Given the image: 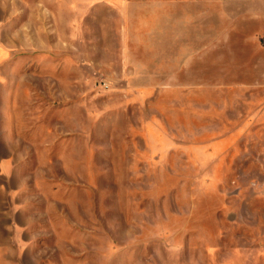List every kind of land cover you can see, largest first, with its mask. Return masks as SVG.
I'll use <instances>...</instances> for the list:
<instances>
[{
	"label": "rangeland",
	"instance_id": "obj_1",
	"mask_svg": "<svg viewBox=\"0 0 264 264\" xmlns=\"http://www.w3.org/2000/svg\"><path fill=\"white\" fill-rule=\"evenodd\" d=\"M118 4L0 0V264H264L258 55L182 68Z\"/></svg>",
	"mask_w": 264,
	"mask_h": 264
},
{
	"label": "crops",
	"instance_id": "obj_2",
	"mask_svg": "<svg viewBox=\"0 0 264 264\" xmlns=\"http://www.w3.org/2000/svg\"><path fill=\"white\" fill-rule=\"evenodd\" d=\"M117 10L121 39L179 44L182 68L196 60L217 69L220 50L234 45L245 57L255 52V68L264 70V0H119Z\"/></svg>",
	"mask_w": 264,
	"mask_h": 264
}]
</instances>
